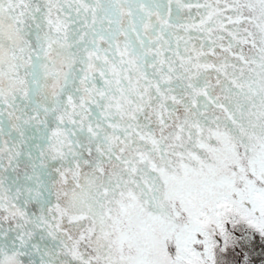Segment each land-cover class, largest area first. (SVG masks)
<instances>
[{
	"label": "snow or ice",
	"instance_id": "6c2138e0",
	"mask_svg": "<svg viewBox=\"0 0 264 264\" xmlns=\"http://www.w3.org/2000/svg\"><path fill=\"white\" fill-rule=\"evenodd\" d=\"M0 264H264V0H0Z\"/></svg>",
	"mask_w": 264,
	"mask_h": 264
}]
</instances>
